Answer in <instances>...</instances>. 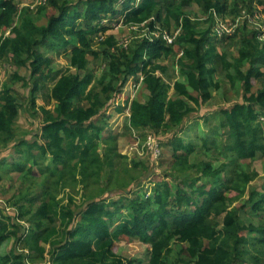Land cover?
I'll return each mask as SVG.
<instances>
[{"label": "trees", "instance_id": "trees-1", "mask_svg": "<svg viewBox=\"0 0 264 264\" xmlns=\"http://www.w3.org/2000/svg\"><path fill=\"white\" fill-rule=\"evenodd\" d=\"M135 1L80 0L73 8L66 0H50L54 11L48 15L47 25L40 27L31 19H26L22 27H15V0H0V32L12 28L15 34L13 37L0 39V59L12 53L19 65H29L32 75L41 79L49 76L45 68L49 67L50 59L38 51L37 47L40 45L49 48L71 46V51L77 56L91 48L92 36L107 29L103 25L106 18H122L125 24H141L155 13L158 17L163 11L168 15L173 14L168 9L172 0H141L137 5L134 4ZM220 1L182 0L185 5L192 2L202 4L206 10H222ZM174 16L180 22L181 18ZM182 24L185 33L177 41L168 44L163 37L145 39L133 57L119 51L111 52L110 47L115 46L116 42L113 36L107 37L102 44L106 47V56L111 58L108 72L99 81L101 88L91 85L93 80L90 75L81 77L79 74L64 72L59 76L52 88V96L57 101L54 111H45L44 121L34 141H20L21 145L26 146L25 158L34 161L29 172L38 168L41 173L48 172L52 177L59 176L76 182L79 170L85 177L92 176L97 171L98 142L103 139L110 118L107 110L113 105L119 113L128 108L130 125L137 129L153 127L168 131L182 126L195 106H200L203 100L211 98L210 76L216 71L214 63L217 61L225 70L235 65L236 75L229 73L227 78L231 83L243 80L249 94L245 96L244 103L221 110L220 125L227 134L221 145L238 160H252L257 154L264 155V127L261 118L264 117V88L257 93L251 91L253 80L264 78V71L256 67V64L264 63V45H253L250 40L244 39L245 45L232 64L227 61L225 53L216 51L209 38H198L190 26V19L185 18ZM184 42L192 46L187 47ZM204 44L208 46L205 50ZM180 50H183L181 60L185 62L182 73L186 81L174 82L173 88L177 96L172 98L168 95V83L157 74L161 66L155 65L154 61ZM24 52L27 57H22ZM248 59H252L254 66L249 72H244L242 64ZM78 65L84 68L86 60H79ZM150 65L153 67H149ZM139 70L149 91L146 101L131 99L115 85L116 80H121L122 74H136ZM107 76L110 80L106 83ZM191 90L197 91L199 95H194ZM0 100L3 102L0 108V146H6L15 137L13 124L19 105L12 90L1 79ZM203 140L204 145L208 144V140L211 142L209 138ZM170 145L174 150L175 165L186 170L188 166L183 165L193 153L194 145L179 137H174ZM49 159L52 165L44 166L43 163ZM204 165L202 171L205 176H215L220 172L213 169L210 163ZM16 166L19 170L23 169L21 163ZM230 172V177L224 182L225 190L218 187L207 188L205 183L198 184L196 180L183 179L184 183L177 189L168 181L161 182L153 196H137L130 200L131 217L118 222L115 229H112L113 218L118 207L112 209L113 204L103 195L93 198L78 213L61 211V216L72 222L77 220V223L64 244L56 250L53 263L172 264L166 261L165 256L170 252L174 241L187 243V251L192 260L183 264L241 263L243 255L240 247L245 242L242 232L246 229L255 230L264 239V227L243 225L237 208L232 207L225 191L240 190L239 193L243 194L248 184L259 176V172L241 171L238 163L232 165ZM196 193L198 194L195 196ZM257 194V191L251 192L255 209L261 208L264 203V192L259 198ZM47 206V203H43L37 214L49 216ZM222 215L223 228L219 229L215 217ZM16 216L17 220L24 219L22 210ZM50 220L53 218L50 217ZM20 227V241L33 240L36 244L42 238L41 222L35 228L32 226L26 236L23 234V225ZM11 234L9 222L3 216L0 204V247ZM222 235L224 238L221 239ZM135 237L151 245L147 263L132 260L124 262L115 252L119 241L130 242ZM29 249L32 250L31 247ZM29 259V254H16L12 251L10 255H0V264H30Z\"/></svg>", "mask_w": 264, "mask_h": 264}, {"label": "rangeland", "instance_id": "rangeland-1", "mask_svg": "<svg viewBox=\"0 0 264 264\" xmlns=\"http://www.w3.org/2000/svg\"><path fill=\"white\" fill-rule=\"evenodd\" d=\"M38 1L15 0L17 13L13 26L22 27L26 19H31L40 27L47 25L48 15L54 9L50 0L44 5H40ZM79 1L66 0L73 8ZM140 2L141 0H136L134 4ZM220 3L223 5L222 10L217 8L206 10L197 2L185 5L182 0H172L168 9L181 18L180 22L173 14L168 15L165 11L160 17L155 13L141 24H125L122 18L119 20L106 18L103 20V25L107 29L92 36L91 48L77 56L71 51V46L49 48L40 45L37 47L38 51L50 59L49 67L45 68L49 76L41 79L32 75L29 65H19L12 53L0 59V79L12 90L19 105V112L13 124L15 137L6 146H0V199L5 201L1 204V208L12 233L0 247L1 256L10 255L15 251L16 254H29L30 264H54L56 250L64 244L77 223V220L72 222L69 218L61 216V211L78 213L93 198L103 195L113 204L112 209L118 207L113 218L112 229H115L118 222L131 217L130 200L133 197L153 196L155 189L165 181L170 182L174 189H177L184 183L183 179L196 180L198 184L205 183L207 188L218 187L223 190L224 182L230 177V169L234 163L239 164L241 171L250 173L254 170L258 171L259 176L248 184L243 194L239 193L240 190L225 191L231 205L237 208L243 225L264 227V203L261 204V208L255 209L251 200L252 191H257V198L264 192V155L257 154L252 160H238L233 153L224 150L221 145L227 138L225 130L220 125L221 110L244 103L245 96L249 95L243 80L238 79L235 83H231L227 78L229 73L236 75L235 65L225 70L218 61L215 62L216 71L210 76L211 98L203 100L200 106H195V110L187 115L182 126H176L168 131L153 127L134 128L129 122L128 108L120 113L115 110L114 105L108 108L107 113H110L108 126L103 133V139L98 142L97 171L92 176L85 177L79 170L77 182L59 176L52 177L47 174L48 172L41 173L38 168L30 173L29 168L34 165V161L25 158L26 146L20 144L24 139L34 141L44 121L45 111H54L57 101L52 96V88L57 78L64 72L79 74L81 77L90 75L93 80L91 85L101 88L99 81L108 72L111 58L106 56L104 52L106 47L102 44L107 37L113 36L116 42L115 46L110 47L111 52L119 51L133 57L134 52L145 39L159 38V35L165 31L175 35L177 41L185 33L182 23L188 18L198 38H209L215 45L216 51L225 53L227 61L232 64L239 57L241 47L245 45L244 39L250 40L253 45L258 43L260 47L264 45L263 0H221ZM215 10L217 17L213 13ZM219 18L229 23H236V31L221 39L216 38L214 29ZM6 36H15L12 28L0 32V39ZM184 45L192 46L186 42ZM207 47V44H204L203 49ZM182 55L183 50H180L154 61L155 65L161 66L157 74L168 83V95L172 98L177 96L173 88L174 82L186 81L182 73L185 62L181 60ZM22 57H27V53L24 52ZM81 59L86 60L84 68L78 65ZM151 66L153 67V65L149 67ZM253 66L252 59H248L243 62L242 69L244 72H249ZM256 67L264 71V63H258ZM120 79L123 81L116 80L115 85L121 88L124 94L129 95L131 99L147 100L149 91L143 83L140 70L136 74H122ZM109 80L110 77L107 76L106 83ZM253 82L252 92L257 93L264 88V78ZM191 92L199 95L197 91L191 90ZM2 103L0 100V108ZM262 125L264 127V120ZM174 137L194 145L193 153L183 165L188 166L186 170H181L175 165L174 150L170 145ZM204 138H209L211 142L208 140V144L204 145ZM150 139L156 140L162 148V155L159 158H155L150 149ZM20 163L22 170L16 166ZM205 163H210L213 169L220 172L215 176H205L202 171ZM43 165H52L51 159ZM43 203L48 204L47 217L37 214ZM6 206L10 207V210H7ZM19 209L24 214L22 220L28 222L31 228L32 226L35 228L38 222L42 223L43 234L38 243H33V240L20 241L22 224L16 218ZM50 217L53 218L52 221ZM215 218L219 223L218 228L222 229L224 216ZM241 235L245 242L240 247L243 261L239 264H264V239L261 238L260 232L246 229ZM30 247L32 250L29 249ZM150 250L149 243L135 237L130 242L119 241L115 252L124 262L132 260L147 263L150 259ZM165 259L172 264H183L192 260L187 251V243L174 241Z\"/></svg>", "mask_w": 264, "mask_h": 264}, {"label": "built area", "instance_id": "built-area-1", "mask_svg": "<svg viewBox=\"0 0 264 264\" xmlns=\"http://www.w3.org/2000/svg\"><path fill=\"white\" fill-rule=\"evenodd\" d=\"M48 0H39V4L40 5H44L46 4ZM214 13V16L217 17V12L216 10L213 12ZM237 29V24L236 23H229V22H226V21H223L222 19L219 18V21H217V25L215 27V35H216V38H223L227 35H230V34H233ZM159 37H163L166 42L168 44H171L175 41L176 39V36L173 35V34H170L168 32H163L161 33V35H159ZM151 39H155L154 37H151ZM262 120H264V117H261ZM151 141L149 142V145H150V149L151 151L153 152V155L155 158H159L161 155H162V148L160 146V144L156 141V140H153V139H150ZM3 201L2 199H0V204H3ZM7 210H10V207L6 206ZM18 221L23 225V234L24 236H26L30 229H31V225H29L28 222L22 220V219H18Z\"/></svg>", "mask_w": 264, "mask_h": 264}]
</instances>
